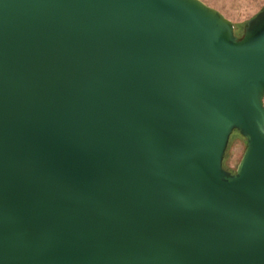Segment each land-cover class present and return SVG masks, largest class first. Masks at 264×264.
Returning <instances> with one entry per match:
<instances>
[{
    "label": "water",
    "instance_id": "obj_1",
    "mask_svg": "<svg viewBox=\"0 0 264 264\" xmlns=\"http://www.w3.org/2000/svg\"><path fill=\"white\" fill-rule=\"evenodd\" d=\"M263 97L264 4L0 0V264H264Z\"/></svg>",
    "mask_w": 264,
    "mask_h": 264
},
{
    "label": "rangeland",
    "instance_id": "obj_2",
    "mask_svg": "<svg viewBox=\"0 0 264 264\" xmlns=\"http://www.w3.org/2000/svg\"><path fill=\"white\" fill-rule=\"evenodd\" d=\"M209 6L219 10L233 24V33L238 36L242 26L249 17L255 14L264 4V0H202ZM264 103V97H263ZM245 142L236 130H232L228 136L224 149L221 166L233 171L244 149Z\"/></svg>",
    "mask_w": 264,
    "mask_h": 264
}]
</instances>
